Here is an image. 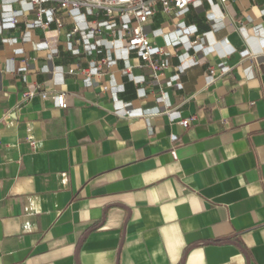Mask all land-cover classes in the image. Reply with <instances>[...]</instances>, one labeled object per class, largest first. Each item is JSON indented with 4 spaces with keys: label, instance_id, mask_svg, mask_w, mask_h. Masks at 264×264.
I'll return each mask as SVG.
<instances>
[{
    "label": "crops",
    "instance_id": "crops-1",
    "mask_svg": "<svg viewBox=\"0 0 264 264\" xmlns=\"http://www.w3.org/2000/svg\"><path fill=\"white\" fill-rule=\"evenodd\" d=\"M60 15L0 0V264H264V0L157 6L156 77L133 17Z\"/></svg>",
    "mask_w": 264,
    "mask_h": 264
},
{
    "label": "built area",
    "instance_id": "built-area-1",
    "mask_svg": "<svg viewBox=\"0 0 264 264\" xmlns=\"http://www.w3.org/2000/svg\"><path fill=\"white\" fill-rule=\"evenodd\" d=\"M35 7L36 17L34 23L41 28H48L51 21L55 22L58 30L63 27V19L60 15L62 9L69 7L77 8L80 6L86 7L91 11H102L107 18L108 23L112 24L116 19L131 16L133 17V23L130 27V31L126 34L127 45L136 49L138 57L144 62L145 65L150 67L154 76H157V72L165 69L168 64L165 58H162L163 50L159 47H154L148 35L144 32V26L148 19L154 13L157 6L165 12L170 9H175L178 12L186 8V6L193 0H53L56 2L54 11L51 12V16L46 18L45 15L49 12L45 3L50 0H29ZM224 1V0H222ZM121 31L127 32L126 26L120 27ZM114 32V30H112ZM190 48L193 53L187 56V60H193L194 55L198 51L207 53L208 47L203 45L200 39L195 37L190 42ZM110 66V62L107 58L100 59L96 66H88L82 68L81 71H85L87 75L96 79L98 72L105 71ZM69 71H74L70 68ZM214 73V69L210 70ZM35 95L34 91H25L22 94V101L29 100ZM42 98H45L47 94L42 92L40 94ZM52 97L57 101L60 107H66L67 103L63 92L53 93ZM163 97L161 96L160 99ZM130 110H125V115H129ZM190 119H182L180 123L183 126L189 125Z\"/></svg>",
    "mask_w": 264,
    "mask_h": 264
}]
</instances>
